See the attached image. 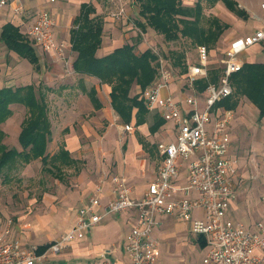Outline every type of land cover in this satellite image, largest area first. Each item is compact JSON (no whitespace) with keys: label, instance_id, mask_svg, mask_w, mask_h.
I'll list each match as a JSON object with an SVG mask.
<instances>
[{"label":"built area","instance_id":"2783aa9c","mask_svg":"<svg viewBox=\"0 0 264 264\" xmlns=\"http://www.w3.org/2000/svg\"><path fill=\"white\" fill-rule=\"evenodd\" d=\"M11 1L0 0V7ZM111 1L117 3V11L112 16L121 15L123 0ZM259 9L262 12L260 26L248 35L229 41L221 60L220 75L215 82H209L200 95L196 94L194 82L209 73V51L205 46L197 48V63L187 65L188 82L182 81L184 95L180 99L164 93L177 77L161 55L151 48L157 55V78L143 90L142 98L148 110L164 112L176 126L177 134L172 142L158 143L162 164L139 199L131 197L132 188L123 175H114L111 177L112 196L102 202L105 181H100L78 209L74 224L43 252L37 253L35 248H26L19 240H7L4 233L0 234V264H40L49 253H59L84 238L103 217L131 209H137V216L123 242L128 264H155L157 243L153 231L160 226L159 217L163 215H173L188 223L191 233L204 238L207 251L203 264H264V223L256 221L251 228L240 221L225 220L235 191L232 177L237 171V158L230 155L231 110L217 105L232 94L230 77L243 65L241 54L253 45L264 43V0L259 1ZM13 11L21 15L23 4L14 5ZM53 26L50 11L41 9L25 33L33 45L45 53H55L67 63L52 32ZM123 128L131 127L125 124ZM183 168L184 183L177 185L173 179ZM194 210H199L200 214L195 216ZM110 252L102 254L99 264H112Z\"/></svg>","mask_w":264,"mask_h":264},{"label":"rangeland","instance_id":"374dc122","mask_svg":"<svg viewBox=\"0 0 264 264\" xmlns=\"http://www.w3.org/2000/svg\"><path fill=\"white\" fill-rule=\"evenodd\" d=\"M64 1V0H59ZM100 5L99 16L104 21V29L102 37V43L99 47L101 51L113 43V46H119L124 43H136V39L144 42V48L155 50L165 60L166 64L176 74V79H180L184 82H188L186 79V69L188 64L197 63V48L198 46H205L209 51V73L206 77L200 78L194 82L196 94L201 93L199 85L201 81H207V84L211 82L209 80L210 72L212 71L218 78L222 70L221 60L224 56V51L233 38L238 36H245L251 33L253 30L260 26V19L262 12L259 10L260 0H232L238 8L243 9L246 16H238L234 12L230 11L223 1H218L213 7H205L201 24L206 26V18L209 16L217 17L221 22L228 25L222 33L219 35L216 43L212 48H209L203 43L193 44L188 38L180 37L174 41H167L162 34L156 33L153 30H146L141 32L136 25V21L139 20L138 4L135 0H123L124 12L119 16H112L113 12L117 11V4L111 0H98ZM183 6H193L196 0H180ZM35 11H30V17H25V21L30 24ZM109 18L110 20H107ZM141 19V18H140ZM39 48V47H38ZM36 48L37 50H39ZM36 50V51H37ZM135 51H138L137 46ZM179 53L183 55L182 63L179 66L173 65L172 61L175 55ZM72 54V60L74 54ZM41 58V69L33 72L31 64L24 58H20V63L14 69V76L12 72L9 75L0 77V87H16L25 84H34L37 86L40 84L45 89L50 88L46 92V100L48 103V115L51 122V130L53 134L50 142L48 143L46 153L51 155L56 153L57 146L63 142L65 137L64 126L71 125V129L77 131L79 140L83 146L86 145L82 152V159L75 168H81L82 165L91 169L94 166L93 160L95 147L93 143L97 142L98 136L101 132L108 128L109 130H121L123 123L117 117L116 113L107 106V97L102 96V92L99 93L101 101L105 103V108H101L98 112H94L93 106L89 102H78L77 94L75 91L79 80L84 82L83 75H77L70 67L68 57L67 63L65 59H59L58 61H50L47 56L39 55ZM57 57V56H56ZM250 59L251 62H263L264 63V43L260 45H254L251 49L241 54L242 59ZM7 64L13 62L7 55L2 56ZM157 60H155V70L157 78ZM249 62V61H248ZM5 69H9V65L5 66ZM52 79L46 80L47 76ZM45 79V80H44ZM47 84L50 85V87ZM179 80L175 81L178 84ZM172 84V83H171ZM170 84V85H171ZM150 85V84H149ZM146 88V87H145ZM144 88V89H145ZM171 91L174 87L171 85ZM142 94L143 90H138ZM200 95V94H199ZM231 96H233V91ZM104 98V99H103ZM234 99V98H232ZM237 106L231 110V136L233 138L232 153L236 154L240 158L243 168L240 172L245 173L243 176V185L238 189L235 203L237 208L243 213L241 216L253 217L256 220H264V117L258 120V109L255 107L245 96H238ZM73 100L74 102H71ZM102 103V102H101ZM103 105V104H102ZM104 107V106H103ZM12 109V115L9 116L4 123L0 125L1 129H5V137L3 142L8 148H16L21 150L18 143V128L25 116V109L22 105L13 104L10 106ZM225 108V107H224ZM107 117V119L105 118ZM109 118V119H108ZM106 119V120H105ZM5 124V125H4ZM103 125V126H102ZM96 130H99L98 132ZM99 133V134H97ZM73 154V153H72ZM99 154V152L97 153ZM105 155V154H104ZM100 155L97 158L96 166L100 169V177L96 178L98 181H106L109 179L111 183V177L114 175L116 162L112 159L107 163L106 157ZM74 157V156H73ZM104 166V167H103ZM42 163L40 158L31 159L29 163H23L15 161L11 164L10 169H4V172L0 174V227L3 226V222L9 216L13 222L18 218H23V215H33L36 211H42V209H49L50 201L55 193H60V188L57 186L56 180L52 175L44 170H41ZM106 168L109 169L107 173ZM74 166L69 168H63V172L67 176H73L75 174ZM76 170V169H75ZM69 171H71L69 173ZM87 171V170H86ZM75 177V176H74ZM53 203V202H52ZM57 205V203H56ZM183 223H180V225ZM5 228V227H4ZM4 230V229H3ZM3 230L0 228V234H3ZM126 230H122L119 238H123ZM185 230L175 232L173 237L166 238L162 241L164 251L169 259L175 264H202V257L199 249L194 245L193 239L190 234L185 235ZM61 233L56 237H50L47 243L57 239ZM178 236V237H177ZM184 236V237H183ZM53 238V239H52ZM154 238L156 243L159 244L161 240L158 237ZM182 241V242H181ZM184 241V243H183ZM161 242V243H162ZM156 244V245H157ZM178 247V251L175 248ZM111 246L110 249H113ZM107 249V250H108ZM64 249L61 252H65ZM105 250V251H107ZM101 252L98 259L101 261ZM60 253V252H59ZM62 254L53 256L55 254L49 253L48 256L41 261L40 264H89L88 259L85 258H70L64 263L62 258L65 256ZM97 259V260H98ZM98 261V262H99Z\"/></svg>","mask_w":264,"mask_h":264},{"label":"crops","instance_id":"0c3cea01","mask_svg":"<svg viewBox=\"0 0 264 264\" xmlns=\"http://www.w3.org/2000/svg\"><path fill=\"white\" fill-rule=\"evenodd\" d=\"M18 3H22L24 7V11L21 15H16L13 11V6ZM82 3H91L95 7L96 14L99 15L100 5L98 0H56L54 2H51L49 0H12L8 5L0 7V32L3 26H5L6 24H11L12 26H14L18 30V32L22 34L23 38L27 39L29 44L34 48L39 58L40 69V54L47 56L50 61H58V56L55 53L43 52L40 48L33 45V43L27 38L25 33L26 27L29 24L24 19H26L25 17H30V11H35L32 20L29 21L31 23L39 10L47 9L48 11H50L54 19V26L52 28V32L57 43L62 48V53L64 57H68L70 61L72 60L71 53H75L74 59L70 62V67L73 69L72 64L75 60L76 52L71 49L69 43V30L72 27L73 19L78 14L80 5ZM115 4L117 3L115 2ZM107 20L110 19L107 18ZM149 29L152 30L151 28H146V30ZM104 39L105 37H102V40ZM108 44L109 45H106L103 51H101L99 48L97 49V57H102L113 51L115 48L123 45L121 44L119 46H113V43L111 42ZM136 44L137 45H135V47L137 46L138 48V51H136L137 53L147 49H142L144 47L143 45L145 44L142 41H138ZM252 47H254V45L248 48V50ZM36 48H38L39 50H37ZM0 54V77H7L9 75V72H12L14 76L13 71L21 62L20 58L22 57H20L16 51L8 49L6 44L2 40H0ZM5 55H8L13 62L7 64L5 59L2 58V56L5 57ZM253 58L256 57H251L242 60L243 63L248 61L251 62L250 59ZM6 65H9L8 70L5 69ZM31 68L33 69L34 73H36L35 71L40 70H35L33 66ZM75 74L83 75L85 77L84 82L79 80L77 88L75 90L79 92L77 94L78 102H89L93 106L90 100V96L88 95L89 89L92 88L95 92L98 102H102L101 107L97 108L93 106V111L98 112L101 108H105L106 104L101 101V98L99 96V93L102 92V96L107 97V106H109L112 111L116 113L110 104L109 85L101 84L96 77L91 75L81 74L77 72H75ZM50 79L52 78L49 76L46 77V80ZM177 80H179L178 84L175 83V81ZM181 84L182 80H180L179 78L174 80L171 84L174 87L173 91H171L170 85L169 90L165 91L164 93H169L172 97L176 99L183 98L184 93L181 89ZM46 85L50 87L47 82ZM138 90L139 87L137 85H132L130 95L139 93ZM140 96L142 98L141 93ZM71 102L74 101L71 100ZM142 102L144 105L145 112L140 116L136 117L137 108L132 109V114L128 121L122 120V118L116 113L117 117L121 120L124 125H130L131 128L129 130H121V132H118L119 130H109L108 128H106L101 132L102 135L100 137L98 136L97 142L93 143V146L95 147V149H93L95 151V159L93 160V162L95 164L91 169L84 167L83 165L81 168H75V166L79 162H82L79 160L84 157L82 156V152L84 151L83 148H85L86 145L83 144L82 146L77 131L74 130V128L71 129L72 124H67L66 126H64V130L62 131H65V137L63 139V142H61L60 145L57 146L56 152L60 148H64V150L69 153V156L73 159V161L68 165H59L60 168L58 171L53 168L51 162L45 166V168H51V170L54 172L49 173L52 175L54 180H56L57 186L58 188H60V193H55V195H51L53 199L52 201H50V204L52 206H49V209L44 208L42 209V211L34 212L33 215H30L28 213L26 215H23V218H18L15 222H13L12 219L8 216L3 222V226L0 227L2 230L4 229V238L7 240L17 239L21 242L24 247L35 248L36 251H38L42 247H45L51 243H47L50 237H56L60 233H65L74 224L77 217L78 209L81 207L84 201L94 193L95 188L100 182L99 180L98 183H96V178L100 177V169H97L98 166H96V164L98 165L97 158L100 155L105 154L104 156L106 157L107 163L114 159L116 165L114 166L115 171L113 173L123 175L126 178L127 185L132 188L131 197L136 200L139 199L148 183L155 178L157 171L162 164V156L157 149L158 143L172 142L175 140L177 134L176 126L164 114L162 110H148L144 104L143 98ZM217 105L220 107H224L219 103ZM105 118L107 119V117ZM3 131L5 132L4 128ZM19 131L20 128H18V133ZM96 131L98 132L99 130ZM52 134L53 130H51L50 140ZM230 139V155L236 156V154L232 153L233 138L231 136V126ZM50 140L48 141V143L50 142ZM81 149L83 151H81ZM98 152L99 154H97ZM236 158L237 171L236 174L232 177V183L234 185L235 191L234 195L229 201V208L226 213L225 220L230 222L240 221L246 224L247 226L253 228L256 221H262L264 223V220H256L253 219V217L241 216L243 215V213L240 211L239 208H237L235 198L238 189L243 185V176L245 173L240 172V170L243 168V165L241 164L240 158L238 156H236ZM73 166V169L75 171V177L73 176L74 180L72 179V176H67L63 172V168H68V170H70L69 168ZM42 168L43 164L41 170H43ZM105 169L107 173H109V169L106 167ZM56 172L57 176L55 175ZM70 172L71 171H69V173ZM185 174V168H183L178 174V176L173 179V181L177 185H183ZM103 188L104 189L101 201L105 202L109 200V198L112 196V185L109 179L105 181ZM193 213L196 216L200 214V211L194 210ZM136 216L137 209H131L119 214L107 215L103 217L97 225L93 226L84 238L74 241L64 253H55V255L53 256L63 253L65 257L62 258L61 261H63L64 263L70 258L77 259L82 257L88 259L87 261L89 264H99L100 261L98 257L100 253L107 250L111 246H114L113 249H110V262L112 264H128V258L123 250V242L124 237L133 225ZM159 219L161 221L160 226L155 228L153 231V235H155V237H158L159 240H161L160 243L156 245L155 264H175L171 259L168 258L166 252L164 251L162 241L166 240V238H169L171 236L173 237V234L176 231L179 232L180 230H185V235H191L194 245L200 251L203 264V258L207 251V245L204 238L202 236L194 235L193 233H191L190 225L173 215H163L160 216ZM180 223L183 224L180 225ZM122 230H126L125 234L123 238H119L120 234L122 233ZM175 250L178 251V247H176Z\"/></svg>","mask_w":264,"mask_h":264},{"label":"trees","instance_id":"16d2710c","mask_svg":"<svg viewBox=\"0 0 264 264\" xmlns=\"http://www.w3.org/2000/svg\"><path fill=\"white\" fill-rule=\"evenodd\" d=\"M138 4L139 20L136 25L141 32L151 28L162 34L167 41H174L180 37L188 38L193 44L203 43L212 48L222 31L228 27L215 16L206 18V26L201 24L205 17L204 8L213 7L218 1L238 16H246L245 11L238 8L232 0H196L193 6H183L180 0H135ZM141 18V19H140ZM104 21L96 14L91 3H82L78 14L73 19L69 30V43L76 52L73 69L77 73L96 77L101 84L110 86V104L114 111L124 121H128L132 109L137 108L136 117L145 112L140 93L130 95L132 85L143 90L156 80L155 60L157 55L151 49L137 53L135 43H124L110 53L97 57L96 51L102 42ZM2 40L8 49L14 50L22 58L27 59L35 70L40 69L39 58L34 48L22 34L12 26L6 24L0 32ZM136 39V42H138ZM183 55L174 56L172 64L179 66ZM157 63V62H156ZM209 80L215 82L217 76L210 72ZM233 96L219 102L226 109L237 106L238 96H245L258 109V120L264 117V63L244 62L240 70L230 77ZM200 90H203L207 81L199 80ZM45 89L40 84H30L16 87H0V125L12 115L13 104L22 105L25 116L20 123L17 137L21 150L8 148L3 142L5 132L0 127V174L4 169H10L15 161L28 163L31 159L40 158L43 170L54 173L51 168H45L50 162L53 168L59 170V165H68L73 161L69 153L60 148L49 156L46 153L51 136V122L48 115V103ZM46 91V92H45ZM90 100L94 107H101L94 90L89 89ZM142 95V94H141ZM234 98V99H232ZM57 176V172L55 173ZM48 246V245H47ZM47 246L37 253L43 252Z\"/></svg>","mask_w":264,"mask_h":264}]
</instances>
